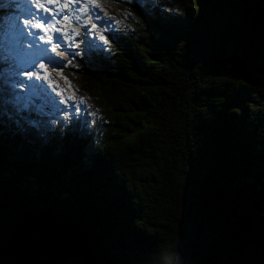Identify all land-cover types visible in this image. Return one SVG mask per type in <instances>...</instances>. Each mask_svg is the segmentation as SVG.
I'll use <instances>...</instances> for the list:
<instances>
[{
  "label": "trees",
  "instance_id": "16d2710c",
  "mask_svg": "<svg viewBox=\"0 0 264 264\" xmlns=\"http://www.w3.org/2000/svg\"><path fill=\"white\" fill-rule=\"evenodd\" d=\"M154 3L174 19L134 9L63 71L87 126L15 89L35 122L0 131V264H264V0Z\"/></svg>",
  "mask_w": 264,
  "mask_h": 264
},
{
  "label": "snow or ice",
  "instance_id": "6c2138e0",
  "mask_svg": "<svg viewBox=\"0 0 264 264\" xmlns=\"http://www.w3.org/2000/svg\"><path fill=\"white\" fill-rule=\"evenodd\" d=\"M129 2L136 8L143 22H145L146 32L149 31L153 17L158 16L161 25H166L171 19H174L167 13L159 12L161 5L154 3V0H143L142 3H139L138 0H125V3ZM30 3L34 12L28 13L30 18L22 17L20 19L18 32L22 40L28 39L30 41V54L20 64L9 68L6 73L3 71L5 65L0 63V131L4 129L6 124L13 127H23L29 131L32 130L29 126L35 122L34 117L27 110H22L18 106L19 97L15 89L27 88L30 90L31 95H39L42 91L39 84L41 79L52 85L54 82L48 71H45L41 78L39 70H46L51 64V70L56 72L57 75H62L64 68L74 70H81L82 67L89 68L95 57L89 54L88 44L91 39L97 38L96 29L98 24L108 25L109 27L106 30L109 34L117 42L120 39L119 34L113 33L111 30L112 20L101 15V10H98L96 6V0H30ZM149 5H154L151 10ZM16 7L23 11L21 4L16 3ZM88 17H91V19H88ZM62 21L66 22L63 27H61ZM72 21H75L83 31L72 28L70 26ZM29 29L39 30L42 34L37 37V34ZM50 33L55 34L56 43H53L54 37ZM81 38L83 42L78 45L76 40ZM37 40L43 41L44 44L37 46ZM98 40L104 42L105 36L99 35ZM48 45H51V54H49ZM100 47L103 51H108L105 49L104 43H101ZM58 48L63 50L58 52ZM65 54H67L68 59L61 58ZM37 60L40 61L38 64L36 63ZM45 60H48L49 63L46 64ZM137 70H141L139 65H137ZM64 80L68 82L66 76ZM235 91L250 93L251 90L237 86ZM57 96L61 97L59 103L66 104V107L58 109V112L69 120L75 119L79 123L82 116L83 122L87 126L90 119L96 115L95 110H88L89 106L86 105L82 96L78 98L79 106L75 103L77 99L75 96H63L59 91H57ZM261 100H264V94H260L255 103L259 104ZM52 123L56 124L57 121H52ZM59 123L63 124L64 121ZM95 124L97 128L101 126L99 121H95ZM97 143L99 144L98 137Z\"/></svg>",
  "mask_w": 264,
  "mask_h": 264
},
{
  "label": "rangeland",
  "instance_id": "374dc122",
  "mask_svg": "<svg viewBox=\"0 0 264 264\" xmlns=\"http://www.w3.org/2000/svg\"><path fill=\"white\" fill-rule=\"evenodd\" d=\"M8 3H0V7H3L5 12L3 14V18L5 20L4 25L0 26V41L2 45V52H6V54L13 55L15 59L19 58L25 59L29 53L28 51H31V44L28 39L22 40L20 36L18 35L19 32V21L23 18H30L28 16L29 12H34L33 6L30 3V0H8ZM16 3H19L23 6V11H21L19 8L16 7ZM140 3V2H139ZM96 6L98 10H101V15L103 17L110 18L112 20V24L110 25L111 30L113 33H118L121 30L127 31L129 30V26L135 19L134 9L135 7L132 6V4L125 3V0H96ZM6 8V9H5ZM88 19H91V17H88ZM109 27L108 25H105L103 23L97 25V38L91 39L88 47L94 46L98 48L99 44L102 43L98 40L99 35L105 36V41L110 36L109 32L106 30V28ZM72 28H77L79 31H83L82 28H79L78 25H74ZM30 31H34L35 29H29ZM26 35V33H25ZM113 36L111 35V38ZM82 38L77 39L76 43L82 44ZM62 59H68L67 54H65L64 57H61ZM40 61L37 60L36 63L38 64ZM46 64L49 63L48 60L44 61ZM20 64V62H19ZM51 64H49L48 69H41L39 70L41 73V78L43 76V73L45 71H48L49 76L53 80V84L49 85L47 81H41L39 82L40 86H42L48 94L53 98V100L56 102V104L59 106V108L66 107V104H61L58 101L61 99V97L57 96V91L61 92L63 96H76L74 88H77V85L74 84V87L72 86L73 83L68 81L65 82L63 79V75H57L56 72L51 70ZM64 70H72L70 68H64ZM75 73H78L79 70H74ZM25 96H33L30 94V90L27 88L25 89ZM79 97H77L75 103L77 106H79ZM84 101L87 104L86 99L84 98Z\"/></svg>",
  "mask_w": 264,
  "mask_h": 264
},
{
  "label": "bare ground",
  "instance_id": "6f19581e",
  "mask_svg": "<svg viewBox=\"0 0 264 264\" xmlns=\"http://www.w3.org/2000/svg\"><path fill=\"white\" fill-rule=\"evenodd\" d=\"M141 21H142V20H141ZM114 48H115V47H114ZM88 70H89V69H88ZM87 74H88V73H87ZM87 74H86V75H87ZM81 77H82V76H81ZM79 94H80V93H79ZM81 94H82V93H81ZM88 102H89V101H88ZM96 102H97V101H96ZM37 104H38V103H37ZM71 127H72V126H71Z\"/></svg>",
  "mask_w": 264,
  "mask_h": 264
}]
</instances>
